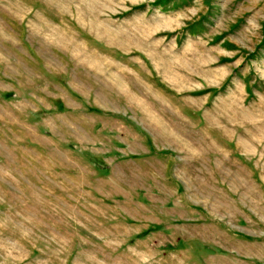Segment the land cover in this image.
I'll return each instance as SVG.
<instances>
[{
    "label": "rangeland",
    "instance_id": "374dc122",
    "mask_svg": "<svg viewBox=\"0 0 264 264\" xmlns=\"http://www.w3.org/2000/svg\"><path fill=\"white\" fill-rule=\"evenodd\" d=\"M0 264H264V0H0Z\"/></svg>",
    "mask_w": 264,
    "mask_h": 264
},
{
    "label": "crops",
    "instance_id": "0c3cea01",
    "mask_svg": "<svg viewBox=\"0 0 264 264\" xmlns=\"http://www.w3.org/2000/svg\"><path fill=\"white\" fill-rule=\"evenodd\" d=\"M95 164L97 165V170H98V172H100V171H104L105 169L104 168H99V166H104V165H101V164H103L101 161H95ZM154 226V228H162L163 226L161 225V224H153Z\"/></svg>",
    "mask_w": 264,
    "mask_h": 264
}]
</instances>
